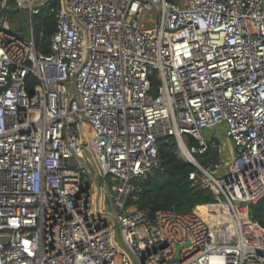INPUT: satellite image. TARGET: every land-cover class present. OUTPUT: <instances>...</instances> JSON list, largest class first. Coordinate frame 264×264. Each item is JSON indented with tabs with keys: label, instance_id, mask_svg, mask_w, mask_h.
Wrapping results in <instances>:
<instances>
[{
	"label": "built area",
	"instance_id": "1",
	"mask_svg": "<svg viewBox=\"0 0 264 264\" xmlns=\"http://www.w3.org/2000/svg\"><path fill=\"white\" fill-rule=\"evenodd\" d=\"M219 126L225 174H188L210 214L150 219L137 202L160 141L196 160ZM263 197L264 0H0V264H264V229L237 211Z\"/></svg>",
	"mask_w": 264,
	"mask_h": 264
},
{
	"label": "trees",
	"instance_id": "2",
	"mask_svg": "<svg viewBox=\"0 0 264 264\" xmlns=\"http://www.w3.org/2000/svg\"><path fill=\"white\" fill-rule=\"evenodd\" d=\"M12 17V12H8ZM33 26L34 43L36 48L48 54V38L54 30L53 18L45 13L34 18ZM155 80L153 87H155ZM190 144H195L189 139ZM158 156L160 166L150 172L145 183L141 186V196L137 202L139 209L143 210L151 219L157 211L174 210L178 213H188L198 206L213 203L212 194L202 189L189 180L188 174L195 170V167L184 161L178 152L176 142L172 137L165 138L158 145ZM202 167L216 165L219 162V154L215 148H208L202 155L194 156ZM244 214L251 231L249 233L260 238V231L254 223L264 229V197L256 204L249 205L247 216L246 208ZM251 220V221H250ZM254 222V223H253Z\"/></svg>",
	"mask_w": 264,
	"mask_h": 264
},
{
	"label": "rangeland",
	"instance_id": "3",
	"mask_svg": "<svg viewBox=\"0 0 264 264\" xmlns=\"http://www.w3.org/2000/svg\"><path fill=\"white\" fill-rule=\"evenodd\" d=\"M10 7H12V9L10 8L9 11H12V14H13L12 17H9L10 18L9 20L11 21V25L13 27L21 28V30L25 33V31L27 29V24H28V20L26 18V13L24 11H22V10L15 9L14 5H11ZM144 21H145V24L147 26L154 25L157 22V13H156V11H152V13H149L146 16ZM35 24L36 23L34 22V27H35ZM202 135H203V137H205V139H211V138L215 139V141L217 143H219V148H217V151H218V149L221 151L220 155L222 154L226 158V161H227L228 164L232 163L233 154L230 153L231 149H230V146L228 144V140H227V138L224 135L223 126L216 127L215 129H213L211 131H203ZM223 150H226L229 153L230 156L226 153V151H223ZM180 157L184 161L186 160V158H184L182 155H180ZM228 164L227 165L225 164V165H223L221 167L219 165V167H218L217 166L218 163H217L216 165L209 166V169L215 175L222 176V175L225 174V172L227 170V167H228ZM93 182H95V181H93ZM196 211H198V213L203 215V216H208V214H210V211L208 209H206V208L197 207ZM237 211L239 213L240 222H241V225H242V228H243L244 232L246 234H248V235H251L249 233V230L251 231V228H250V225H249L248 221L246 220V217H245V214H244V207L243 206L237 207ZM231 232H232V226L230 225L226 229V235L229 237ZM253 237H255V236H253ZM116 264H119L118 260L116 261Z\"/></svg>",
	"mask_w": 264,
	"mask_h": 264
},
{
	"label": "bare ground",
	"instance_id": "4",
	"mask_svg": "<svg viewBox=\"0 0 264 264\" xmlns=\"http://www.w3.org/2000/svg\"><path fill=\"white\" fill-rule=\"evenodd\" d=\"M181 150H182V156H183L184 158H186V159H188V160H190V161H192V162L195 161L194 159H191V158H190V155H189V153H188L186 147H185L184 145H182V144H181Z\"/></svg>",
	"mask_w": 264,
	"mask_h": 264
},
{
	"label": "crops",
	"instance_id": "5",
	"mask_svg": "<svg viewBox=\"0 0 264 264\" xmlns=\"http://www.w3.org/2000/svg\"><path fill=\"white\" fill-rule=\"evenodd\" d=\"M228 144H229L230 149H231V150H230V153H232V154L234 155L233 147H232V145H231V143H230L229 141H228ZM218 145H219V143H218ZM223 151H226V150H223ZM217 152H218L220 158H223V159L225 158L222 154L220 155L221 151H220L219 149H218ZM224 153H225V152H224ZM226 153L229 155V153H228L227 151H226ZM226 153H225V154H226ZM229 156H230V155H229ZM225 159H226V158H225Z\"/></svg>",
	"mask_w": 264,
	"mask_h": 264
},
{
	"label": "water",
	"instance_id": "6",
	"mask_svg": "<svg viewBox=\"0 0 264 264\" xmlns=\"http://www.w3.org/2000/svg\"><path fill=\"white\" fill-rule=\"evenodd\" d=\"M190 158L193 159L191 156H190ZM188 161H189L190 164H192V165L195 166V163H194V162H196V160H195L194 162H192V161H190V160H188ZM92 165H94V162H93ZM178 250H179V247H177V251H178Z\"/></svg>",
	"mask_w": 264,
	"mask_h": 264
}]
</instances>
